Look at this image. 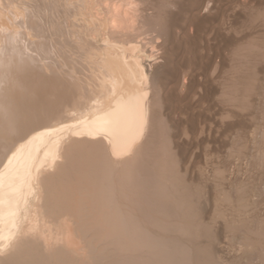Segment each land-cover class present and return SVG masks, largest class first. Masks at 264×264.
Masks as SVG:
<instances>
[{"label":"bare ground","instance_id":"bare-ground-1","mask_svg":"<svg viewBox=\"0 0 264 264\" xmlns=\"http://www.w3.org/2000/svg\"><path fill=\"white\" fill-rule=\"evenodd\" d=\"M138 1L0 0V264L37 245L50 264H92L114 247L131 258L155 248L120 209L113 188L143 160L138 150L154 108L146 76L127 69H140L127 52L137 51L152 27L147 19L142 34ZM70 64L109 70L85 82L92 72L74 79L63 68ZM60 95L62 108L47 112V100Z\"/></svg>","mask_w":264,"mask_h":264},{"label":"rangeland","instance_id":"rangeland-1","mask_svg":"<svg viewBox=\"0 0 264 264\" xmlns=\"http://www.w3.org/2000/svg\"><path fill=\"white\" fill-rule=\"evenodd\" d=\"M137 4L143 12L142 27L151 23L152 27H143L142 34L145 29L148 33L138 38L139 48L127 52L128 60L140 69L126 68L132 75L146 76L149 103H154L149 110L154 105V112L149 111L151 120L141 142L143 146L146 142L148 151L140 145L138 154L144 152L136 153L140 158L145 155V163L138 158L141 165L132 166L139 178L131 176L132 168L130 173L124 171L113 192L120 209L137 224L131 223L157 243L153 249L143 247L140 254L133 253L136 259L114 247L117 253L112 249L115 253L90 261L264 264V0H140ZM49 58L46 63L54 61ZM70 65L63 68H69L66 73L74 79L87 68ZM97 65V70H85L92 72L84 74L85 82L108 72L107 66ZM61 98L47 100V112L62 108ZM149 134L153 139L146 137ZM42 251L37 245L34 253L30 248L31 254L10 261L50 264L53 258Z\"/></svg>","mask_w":264,"mask_h":264}]
</instances>
